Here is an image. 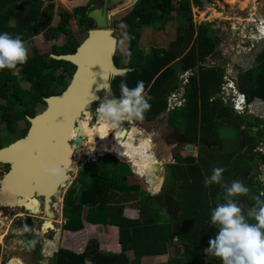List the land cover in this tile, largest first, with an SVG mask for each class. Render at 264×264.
Wrapping results in <instances>:
<instances>
[{
	"label": "trees",
	"instance_id": "16d2710c",
	"mask_svg": "<svg viewBox=\"0 0 264 264\" xmlns=\"http://www.w3.org/2000/svg\"><path fill=\"white\" fill-rule=\"evenodd\" d=\"M9 2L0 0V31L21 34L24 44L43 32L55 14L51 6L42 9L43 0ZM192 2L201 8V0ZM81 10L82 7L74 12ZM170 10L165 0H137L121 20L127 25L126 30L123 29L127 32V45L125 51L116 50L113 61L118 68L135 69L116 76L111 81V88L118 96L121 79L129 87L142 80L151 97V108L138 123L153 122L166 112L168 127L181 130L179 122L182 120L183 134L189 141L206 142L200 145L205 146L202 153L197 151L194 157H180L174 153V162L167 164L171 180L169 192L179 222L178 235L170 241L172 227L167 211L161 206L162 193L150 195L141 191L137 183H130L127 179L132 175L129 165L106 154L98 158L97 164L82 170L63 194L62 216L65 222L62 229L79 231L83 228V219L92 224L116 226L119 251H101L98 243L91 240L80 253L59 248L54 253L53 264H143L144 256L168 252L172 253L167 258L169 264H220L219 258L207 254L206 249L208 240L217 231L216 225L210 222L209 210L223 202V190L217 184L204 187L203 178L213 167H223L225 185L233 180L243 182L249 192L233 199L244 214L255 203L253 197L264 199V182L258 177L264 174V151L257 149L264 146V119H248L236 114L230 104L216 96L225 71L220 65L209 66L206 63V56L212 53L219 41L214 30L206 24L196 26L191 18V2L178 0L174 7L177 22L184 23L177 26L175 39L166 48L151 47L147 53L138 45L140 27L155 25L157 14L167 15ZM82 14L79 22L84 20L85 15ZM58 15L57 25L49 31L68 34L67 22L72 14L64 11ZM78 43L69 34L62 45L63 51L58 52L52 47L51 53H73ZM49 54L33 52L20 64L19 71L24 74L28 89L18 85L11 70L0 69V99L6 100L0 104V121H4L8 129L11 130L19 120L28 123L26 116H33L44 108V97L57 95L65 88L74 66L67 61L53 59ZM255 62L253 67L239 74L236 81L238 90L248 102L256 98L264 101V48L256 55ZM174 63L181 72L191 71V74L184 86L183 104L166 111L167 96L179 88ZM39 104H42L40 111L36 109ZM221 127L237 133L234 146L227 145L225 149L226 143H219L216 133ZM126 201L136 203L137 217L123 215L122 204ZM128 251L132 252L131 258L126 254Z\"/></svg>",
	"mask_w": 264,
	"mask_h": 264
},
{
	"label": "rangeland",
	"instance_id": "374dc122",
	"mask_svg": "<svg viewBox=\"0 0 264 264\" xmlns=\"http://www.w3.org/2000/svg\"><path fill=\"white\" fill-rule=\"evenodd\" d=\"M84 2H86V0H53V2L43 0L42 9H48L50 6L52 7L55 13L52 17L53 20H51L52 27V25L54 26L58 22L57 15L59 12H71L74 6H82L84 5ZM177 3L178 0H171V5H173V7L171 8L172 10H170L169 14L167 13V15L164 14L163 16L161 13H158L155 25L140 27V38L138 42L139 46L143 48L145 53L149 51L151 46L167 47L168 44L175 39L177 34V26L180 23H184V21L180 23L179 21L177 22V17L174 10V7L177 6ZM123 13L126 14L127 10L123 9L122 11H120V15H122ZM205 13H208V16L206 18H204ZM191 18L196 26L200 24H206L214 30L213 33H215V36L219 41L213 48L212 53L206 56V63L209 66L220 65L224 68L225 73L223 76V81H225L227 77L234 78V80L237 81V76L239 74L245 73L248 69L256 64L255 57L264 48V42L259 39V36H264V0H203L201 8L197 9L196 6H192ZM80 26V22L71 23L68 21L67 28L69 33L66 34L67 37L66 35L60 33L54 34L50 31H48V33L43 31L39 34L34 35L30 39H28L27 42H25V47L28 49L27 55H31L33 52L49 54L51 53L52 47L53 50H58V52L63 51L61 45L63 41L68 38L69 34L72 35L78 42H80L85 36V33L79 30ZM48 35L51 37H49ZM115 37L118 38L116 50L125 51L127 38L123 37L120 34L119 30L115 31ZM19 66L20 65H17V67L15 69H12L11 72L16 75L18 85L21 88L28 89L29 84L25 81L24 74L19 71ZM175 66H177V64L174 63V67ZM175 69L178 73L177 81L179 88L175 89L172 92H176L178 96L182 94L184 86L187 84V76L191 71L181 72L178 67H175ZM220 87V92L217 93L216 96H221L223 102H225L226 104H230L234 109L235 105L232 102V94L234 90H231L232 94H230V89L227 88L226 84H221ZM226 94H228V96H225ZM169 95L167 96L168 99ZM175 99H177V97L172 98L171 101H174ZM5 102L6 100L0 99V104H4ZM96 106L97 104L95 106H90L88 110L82 113L80 117V120L82 122H86L89 127L91 125L90 128L92 129L95 127V124L93 125V122L95 121L94 116ZM36 107V109L40 111L42 109V104H39ZM236 107H238L236 109H239L238 112L234 110L236 114H241L248 119H252L253 117H260L264 119V101L262 100L256 98L250 103L247 102L244 109L243 105L241 104H236ZM166 117L167 113L163 112L161 116H159L153 122L144 123L143 125L139 124L137 121H134L131 124H124V127L127 129L132 126L135 129H138L139 132L133 134L134 142H138L140 138H143V135L149 137V145L151 148V152L153 153L155 158L153 161V166L155 167V164L159 165V168L155 173H153L151 170L147 172L145 171L143 157L141 155H138L137 151H132V154L130 152L131 150L128 151L126 157L123 154L122 150L118 149L120 151V153H118V151L112 150L111 148L103 155L108 154L112 157L117 158L119 162L128 164L132 171V175H129L127 177V179H129V182L137 183L140 186L141 191L147 192L150 195H157L162 193L163 203L161 206L164 207V209L166 206L168 209L167 211H173L175 210V205L172 197L168 194L171 180L169 168L167 166V164L174 162L171 158V154L174 151H177L182 152L181 155L183 156L194 157L196 156L197 151L202 153L203 150H205V146H199L198 143L202 141L199 140L196 144V150L194 149L193 152H185L183 150L180 151V145L177 144L180 138V134L176 131V129H178L180 132H183V121L180 120L179 122L181 125V130L178 127L173 130L172 128H169L167 126ZM27 125L28 123L24 120H19L16 125L13 126V128L10 130L8 129V126L5 125L4 121H0V147L6 146L13 140L22 136L24 133V130L22 129ZM141 126L142 129H139L141 128ZM119 131V129L116 130V138H113V134L109 133V137L107 140L114 144L115 141L120 139L118 138ZM128 134L125 136H128ZM217 136L219 139V143L221 142L220 144L226 143V145H224L225 149L227 148V145L229 147L234 146V140L237 139V133L228 127L219 128L216 133V137ZM124 139L125 138H123L122 140ZM174 142L176 143V146L172 145L174 144ZM84 144V142L81 143V151L76 156V162L73 164L75 170L71 173V179L67 182V186L62 191L61 195H63L72 181L80 174L82 170L89 169L92 165L97 164L100 155H97V153H95L93 156H90L91 154L85 155L84 152H88L89 148ZM94 147L97 148L98 145L96 144ZM258 148L263 150L264 146ZM128 161L132 163L134 170L142 174L143 176H136V174L133 172V168L130 166ZM2 166L3 164L0 163V178L4 173V171L2 170ZM258 177L264 182V174H261ZM61 195H55L53 200V209L56 216L51 220L53 221L56 230H52V233L48 235L52 243L50 241L51 244L49 243L46 247L47 243L44 242V244L40 245L41 247L43 246L42 248H38V245L36 244L37 241L39 242L37 236H34L33 238L29 236L25 237L24 240H26V242L28 243V247H24L21 242L24 235L20 234V230L24 228L25 223L22 220H18V218L16 217L13 218L14 216L4 215L6 210H8L7 212L12 210L0 207V264H36L38 259L42 260L44 259V257L48 256H51L50 261L51 264H53V258H55L54 253L59 248L74 249V251L80 253L84 242L86 240L88 242L91 241L88 240V235L85 232L70 237L63 236V229L61 227L62 224H60L59 222L60 216H62V205L60 204V201L62 199ZM166 195L168 196L167 199ZM148 200L149 198L146 199V201ZM127 203L131 204V201H126V203L122 204V209H124L125 206L128 205ZM132 203V205H134V209L138 210L136 203H134L133 201ZM14 212L15 210L12 211V213ZM130 253L131 252L127 253L129 258H131ZM206 253L211 256V254L207 252V249ZM168 256H172V253L168 252L167 256H164L162 260H159L157 262L145 261L144 263L169 264L167 262Z\"/></svg>",
	"mask_w": 264,
	"mask_h": 264
},
{
	"label": "water",
	"instance_id": "95a60500",
	"mask_svg": "<svg viewBox=\"0 0 264 264\" xmlns=\"http://www.w3.org/2000/svg\"><path fill=\"white\" fill-rule=\"evenodd\" d=\"M18 1L10 0L9 3ZM115 1L117 2L112 4L110 0L108 5L102 0L107 7L103 8V4L100 3L88 12L87 35L78 43L73 53L49 54L53 59L69 62L74 66V70L59 94L44 97V108L33 116H26L29 122L26 134L0 147V163L9 165V169L0 178V207L11 210L22 208L29 215H38L40 206L38 197H43L48 217L55 218L54 196L61 195L71 179L73 169H68V166L73 167L72 149L79 147L82 141L78 117L88 103L98 102L93 97L102 99L106 93L114 95L111 81L120 75L121 71L126 73L135 69L118 68L113 61L118 40L113 36V30L108 28L107 18L112 13L106 11L109 7L122 2ZM207 16L208 13H205L204 18ZM106 85L108 87H105ZM71 130H76L78 134L75 131L77 135L70 138ZM200 143L206 144L205 141ZM185 144L187 151L194 150L192 142L188 143L185 140ZM42 151L44 153L41 155ZM17 153L20 154L19 159L14 157ZM39 161H43L46 166L59 165L64 170L63 176L56 182L42 176L37 168ZM156 169L152 167L153 171ZM167 214L172 227L169 239L173 241L179 230L177 210L167 211ZM50 223L51 221L43 222L46 228L56 230ZM22 244L28 246L26 240H22Z\"/></svg>",
	"mask_w": 264,
	"mask_h": 264
},
{
	"label": "clouds",
	"instance_id": "9594fccd",
	"mask_svg": "<svg viewBox=\"0 0 264 264\" xmlns=\"http://www.w3.org/2000/svg\"><path fill=\"white\" fill-rule=\"evenodd\" d=\"M118 27L126 30L127 25L121 21ZM122 36L127 37V32L124 31ZM259 39L264 42V36H259ZM27 54L28 49L25 47L21 34L0 31V69H15L17 65L23 64L27 60ZM126 55L130 56V53H126ZM120 75L123 76L124 72L121 71ZM222 84L227 85V88L230 89V94H232L231 90H234L232 94V102L235 105L234 110L236 112L239 110L236 109L238 108L236 104L243 105L244 109L248 101L246 96L238 90L234 78L227 77ZM105 87L108 86L106 85ZM118 89V96L106 93L102 99L93 97L98 103L95 107V127L92 129L90 136L91 145L94 144V136L105 138L109 133H112L113 138L116 137L117 129L120 130L118 138L123 139L128 134V129L124 127V124L143 121L145 113L151 108V104L149 103L151 97L145 91V85L142 80H138L134 87H129L125 80L121 79ZM225 96H228V94ZM241 98L242 100H240ZM166 111L169 110L167 109ZM78 129L79 133H82L80 125ZM139 129H142V126ZM136 132H139L138 129L133 128L132 133ZM147 137L143 135V138ZM132 140L133 136L129 135V142ZM257 149L261 152L264 151V149L262 150L258 147ZM114 150L120 153L115 147ZM136 150L137 154L143 157L145 171H150L153 167L154 155L151 152L149 142L142 140L139 145H136ZM91 151L92 147H90ZM128 163L133 168L136 176H143L134 170L130 161ZM37 168L42 176L54 182L58 181L64 174L63 168L57 164L46 166L43 161H39ZM223 172V167H213L210 174L202 180L204 187L217 184L223 190V202L217 203L209 210L210 222L216 225L217 231L214 237L210 238L207 242V252L214 257H218L220 264H264V199L253 197L255 200L253 206L246 214L242 213L241 208L234 201L233 197L247 194L249 188L240 180H233L225 185ZM60 204L62 205L61 201Z\"/></svg>",
	"mask_w": 264,
	"mask_h": 264
},
{
	"label": "flooded vegetation",
	"instance_id": "af4514ba",
	"mask_svg": "<svg viewBox=\"0 0 264 264\" xmlns=\"http://www.w3.org/2000/svg\"><path fill=\"white\" fill-rule=\"evenodd\" d=\"M105 1L107 2L108 5H110L109 4L110 3V0H105ZM163 1L164 0H159V2H163ZM189 1L191 2V8H192V6H196L197 9L199 8L197 5H194L193 4L192 0H189ZM206 1H208V0H206ZM136 2H137V0H122L121 3H118V4L113 5L112 7H109L108 8V10L106 11V13H112V14H110L109 17L107 18V23H108V28H110V29L113 30V32H112L113 36H115V31H117V30H119L120 34L122 35L123 29L117 27V24L119 22H121V20H123V18L133 9L134 4ZM165 2L167 3V5H168L169 8H172L173 7V5H171V0H165ZM202 2H203V0H201V6H202ZM100 3H102V0H86V2H84V5H82V6H77V5L74 6L73 7L74 9L72 8L71 12H69V13L72 14V17H70L69 22H71V23H73V22L74 23H78L79 22V19L83 16L82 13H84L85 17H84V20L81 19V22H80V25L81 26L79 27V30L83 31L85 33V36H86L87 35V32H88V29H89L88 26H87V22H88L87 15H88V12L90 10H92L95 7V5L96 6H99ZM78 7H82L83 10H81L79 13H75L74 11ZM123 9H126L127 10V13L126 14L123 13L122 15H120V11H122ZM63 12L64 11H61L58 14L63 13ZM81 14H82V16H81ZM57 16H58V20H59L60 16L59 15H57ZM51 20H53V19H51ZM51 22L52 21H50L49 24L46 26V28L44 29V32L49 31L51 28H54L57 25V24L54 25V26L52 25V27H51ZM59 33L60 34H63V35H66V33H64V32H59ZM66 37H67V35H66ZM65 42H66V40L63 41L62 45H64ZM125 45H127V43ZM94 118H95V116H94ZM82 123H86V122H82ZM94 124L95 123L93 122V125ZM28 127H29V122H28V125L25 128L22 129L24 131L26 130L25 133H23L22 136H24L26 134V132L28 130ZM133 128H134L133 126L130 127V128H128V133L129 134H128V136H124V138H125L124 140L119 139V140L115 141L114 144H112L110 142V144L113 145L112 150H114V147L115 148L117 147V144L116 143H118V141L121 142V143H124L125 141H127L129 139V135H132L133 136V133H132V129ZM22 136H20V137H22ZM82 136L84 137V140H85L84 133L82 134ZM83 137H82V139H83ZM108 137L109 136H107L105 138H99V137H97V145H98V147H100V144H102L103 142H105V140H107ZM114 138H116V137H114ZM142 140H147L149 142V138L147 137V138L139 139L138 142H135L136 145H139ZM106 142H109V141L107 140ZM136 145H135V148H136ZM98 147L95 150V153H97V155H98V151L97 150L99 149ZM80 148H81V145L79 147L74 148V150H73V153L74 154H72V159L75 157V155L77 154V152L79 153L81 151ZM88 152H89V150H88ZM88 152L85 151L84 154L85 155H87V154L90 155L91 153H88ZM90 156H92V155H90ZM8 169H9V165H3L2 166V170L4 171V173ZM61 196H63V195H61ZM38 199L40 201L38 215H29V214H27V212H24V210L22 208H20V209H18V208L17 209H13L12 211L15 210L14 213H12V211L7 212L8 210L5 209L6 211H5V214L4 215L14 216L13 218L16 217V218H18V220H22L25 223L24 228H22L21 231H20V234L24 235V237L22 236L23 237L22 240H24V238L27 237V236L32 237V238L34 236H37V239H39V242L37 241L36 244L38 245V248H40L41 247L40 245L44 244V242L47 243L46 247L48 246L49 241L51 240L48 235L50 233H52V230L49 229V228H46V226L43 224V222L44 221H51V222H53V221L48 217V215L46 213V209H45V205H44V198L43 197H38ZM61 203H62V199H61ZM43 228H44V230H43ZM22 240H21V242H22ZM33 246H34V244H33ZM42 260L45 261L44 259H42ZM42 260L38 259V261H37L36 264H43L42 263ZM45 264H47V263H45Z\"/></svg>",
	"mask_w": 264,
	"mask_h": 264
},
{
	"label": "crops",
	"instance_id": "0c3cea01",
	"mask_svg": "<svg viewBox=\"0 0 264 264\" xmlns=\"http://www.w3.org/2000/svg\"><path fill=\"white\" fill-rule=\"evenodd\" d=\"M146 27H148V26H146ZM138 45H139V42H138ZM151 47H156V46H151ZM163 48H166V47H163ZM172 129L175 130L174 128H172ZM176 131L180 134V138H179V140L177 142V144L180 145L179 150L180 151L183 150V151L186 152L187 150L184 149L185 148V145H186L185 144V140L188 143H191L192 141H189L184 136L183 132H180L178 129H176ZM165 141H166V139H165ZM192 143L195 144L194 149L196 150V144H197V142H192ZM198 144H199V146L202 145L201 143H198ZM172 145L173 146H176V143L174 142V144H172ZM172 145H170V146H172ZM165 147H167V146H165ZM193 151H188V152H193ZM162 152H163V149H162ZM174 153L175 154L177 153L180 157H186V156L181 155L182 152H177V151L175 152L174 151L171 154V158L173 159V161H174V158H173V154ZM155 167L157 168L156 170L153 171L151 169V171L153 173H155L158 170L159 165H156L155 164ZM168 194L170 195V192ZM167 198H168V196L166 195V199ZM127 204L128 205H126L125 208H124V210H123V215L126 216V217H129V218H135V217H137L138 216V210L134 209V207H133L134 205H132L133 203L131 202V204L130 203H127ZM167 210L168 209L165 206V211H167ZM59 222H60V224H62L61 225V227H62L63 224H64V218H62V216H60V221ZM83 232H85L88 235L87 236L88 237V240H94V241H96L98 243L99 249L101 251L112 252V253L119 251V245H118V241H117V227L116 226L115 227H112V226L107 225V224H92V223L87 222L85 219H83V228L81 230H79V231L63 230V236H65V237L66 236H69L70 237V236H74L76 234L83 233ZM50 241H49V243H50ZM87 242H88L87 240L84 242L83 247H82V250L86 246ZM51 243H52V241H51ZM68 250H71L72 252L78 253V252L74 251V249H68ZM82 250H81V252H82ZM129 252H131V251H128L127 253H129ZM130 254H131V257H132V252ZM167 255L168 254H165V255H157V256H144L142 258V263L145 264L144 263L145 261H154V262H157L159 260H162V258H164V256H167ZM50 258H51V256L44 257V260L45 261L42 260V263L43 264H45V263L51 264Z\"/></svg>",
	"mask_w": 264,
	"mask_h": 264
},
{
	"label": "bare ground",
	"instance_id": "6f19581e",
	"mask_svg": "<svg viewBox=\"0 0 264 264\" xmlns=\"http://www.w3.org/2000/svg\"><path fill=\"white\" fill-rule=\"evenodd\" d=\"M112 1V4H115V2H117V1H115V0H111ZM107 5H105V3L103 2V8L104 7H106ZM203 13V12H202ZM205 15V14H204ZM98 102H96V103H94V102H90V103H88V105H87V107H86V109L82 112V113H84L85 111H87L88 110V108L90 107V106H94V105H96ZM82 113H81V115H82ZM81 115L78 117V120H79V124H80V131L82 132V133H80L81 134V136H82V134L84 133V136H85V140H84V137H83V139H82V141L81 142H84L85 144L84 145H87V147L89 148V153H91V155L93 156L94 154H95V150H96V148L94 147L96 144H97V137H95L94 136V144H92L91 145V143H92V141H91V139H90V136H91V132H92V128H90L89 127V125H87L86 123H82L81 122V120H80V117H81ZM77 134H76V132L75 131H73V130H71L70 132H69V137L71 138V137H74V136H76ZM118 145H117V147H116V149H119V150H122L123 151V154L127 157V152L128 151H130L131 152V154H132V151H137L136 150V148H135V145H136V143L134 142V140H132L131 142H129V139L127 140V141H125L124 143H121V142H118L117 143ZM120 145V146H119ZM90 147H92V151L90 152ZM113 147V145L112 144H110V142H103L102 144H100V147H98L99 149L97 150L98 151V155H101V154H104V153H106L108 150H110V148H112ZM76 148V147H75ZM73 150L74 149H72V152H73ZM117 151V150H116ZM111 152V151H110ZM41 153V155L44 153V151H42V152H40ZM114 153V152H113ZM130 154V153H129ZM78 155V152H77V154L75 155V157L72 159V155H71V162L74 164L75 162H76V156ZM134 155H135V153H134ZM137 155V154H136ZM14 157L16 158V159H19L20 158V154H16V155H14ZM18 161V160H17ZM69 167H71V168H69ZM68 169H73V171L75 170V168H73L71 165L70 166H68ZM48 201V200H47ZM52 223V222H51ZM50 223V224H51Z\"/></svg>",
	"mask_w": 264,
	"mask_h": 264
},
{
	"label": "built area",
	"instance_id": "2783aa9c",
	"mask_svg": "<svg viewBox=\"0 0 264 264\" xmlns=\"http://www.w3.org/2000/svg\"><path fill=\"white\" fill-rule=\"evenodd\" d=\"M175 97H177V99H175L174 101H171L172 98H175ZM240 100H242V98ZM182 102H183V92H182V94H180L178 96H177L176 92H172L169 95V99L167 98V109L172 110L175 107L180 106L182 104Z\"/></svg>",
	"mask_w": 264,
	"mask_h": 264
},
{
	"label": "snow or ice",
	"instance_id": "6c2138e0",
	"mask_svg": "<svg viewBox=\"0 0 264 264\" xmlns=\"http://www.w3.org/2000/svg\"><path fill=\"white\" fill-rule=\"evenodd\" d=\"M58 116H59V115H58ZM58 116H57V117H58ZM57 117H56V120H57Z\"/></svg>",
	"mask_w": 264,
	"mask_h": 264
}]
</instances>
